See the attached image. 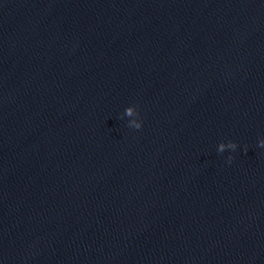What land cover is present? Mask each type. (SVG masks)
I'll return each instance as SVG.
<instances>
[{"label":"water","instance_id":"obj_1","mask_svg":"<svg viewBox=\"0 0 264 264\" xmlns=\"http://www.w3.org/2000/svg\"><path fill=\"white\" fill-rule=\"evenodd\" d=\"M261 141L264 0H0V264H264Z\"/></svg>","mask_w":264,"mask_h":264},{"label":"clouds","instance_id":"obj_2","mask_svg":"<svg viewBox=\"0 0 264 264\" xmlns=\"http://www.w3.org/2000/svg\"><path fill=\"white\" fill-rule=\"evenodd\" d=\"M126 114L132 115V109L131 108L127 109ZM141 126H142L141 122L135 124L136 129L141 128ZM259 144H260V146L264 147V141H261ZM230 146L235 147V144H231ZM223 149H224V144H221L220 145V151H223ZM228 159H229V162H231L232 157H229Z\"/></svg>","mask_w":264,"mask_h":264}]
</instances>
